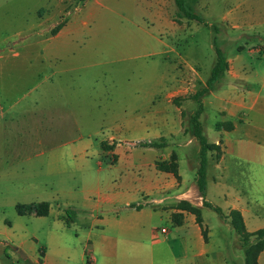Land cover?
<instances>
[{
	"label": "rangeland",
	"instance_id": "rangeland-1",
	"mask_svg": "<svg viewBox=\"0 0 264 264\" xmlns=\"http://www.w3.org/2000/svg\"><path fill=\"white\" fill-rule=\"evenodd\" d=\"M197 3L196 9L203 8V0ZM223 5H210L207 11L197 9L205 20L200 23L180 18L175 0H0L1 243L5 242L4 232L11 222H19L38 236L36 240L30 235L26 247L38 254L46 246L43 232L53 224V216L44 221L23 216L17 212L16 204L49 201L55 206L61 202L54 193L58 187L86 186L97 176L112 198L109 218L116 217L120 194L113 193L120 192L122 170L120 164L111 163L105 152L117 143L119 148L125 144L134 148V152L153 154L140 142H159L161 146L155 147L158 160L175 163L177 181L181 180L180 170L189 184L193 183L194 175L196 182L194 165L198 168L199 151L191 140L195 139L192 115L202 96L229 88L225 71L213 89L194 96L206 86V76L216 57L215 47L223 49L229 61L240 55L243 59H259L264 52V35L233 27L228 20L221 21L215 15ZM58 24L68 30L58 40L72 37L77 43L61 52L62 67L73 68L61 77L55 76L56 67L42 58L53 55L45 51L52 50ZM260 41L261 44L251 47ZM253 49L257 51L248 52ZM185 57L197 62L200 76L171 81L172 70L185 69ZM235 83L243 84L241 80ZM207 97L211 99V94ZM220 114L223 117L211 109L203 116L200 114L210 141L216 136V129L231 121L224 117V112ZM60 115H67L68 120H59ZM74 116L76 125L72 121ZM156 117H160L162 126L150 128ZM51 127H55L53 131ZM78 128L87 143L90 173L84 176L77 170L51 171L46 156L40 155L42 145L33 139L70 141L79 134ZM134 136L132 141L125 140ZM102 141L107 147L105 151ZM195 145L199 146L197 139ZM218 146V150L210 151V172L214 160L222 153ZM244 164L231 168L229 174L245 187L251 184V179L245 174ZM97 196L91 194L92 199ZM232 211L218 212L222 217L232 216L229 222L233 230L221 232L225 229L222 225L212 234L215 255L222 252L224 264H260L264 237L249 231L242 217ZM204 214L217 223L214 210L205 209ZM263 223L264 217L260 224ZM200 224L205 240L209 241L208 226ZM105 232L120 250L125 241L120 239V229L115 223L109 222Z\"/></svg>",
	"mask_w": 264,
	"mask_h": 264
},
{
	"label": "crops",
	"instance_id": "crops-1",
	"mask_svg": "<svg viewBox=\"0 0 264 264\" xmlns=\"http://www.w3.org/2000/svg\"><path fill=\"white\" fill-rule=\"evenodd\" d=\"M197 2L200 0L193 3L196 11ZM203 2V8L198 10L207 11L211 9L210 5L219 6L224 3V8L215 14L221 17V21L228 20L233 27L264 35V0ZM67 33L68 30L60 28L53 40L52 50L45 51L53 55L42 57L44 61L56 67L53 73L57 77L73 69L62 67L61 52L72 48L76 43L72 37L58 40ZM261 42L252 44L251 47ZM252 51L254 53L257 50L248 52ZM215 61L216 57L210 65L206 79L209 78ZM184 63L185 69L178 72L172 70L171 81L179 78L191 80L200 76L201 69L195 66L196 61L185 57ZM229 66L230 69L224 74L228 79L229 88L213 90L200 99L203 104L202 116L207 109H211L219 115L224 112V117L233 123L231 130L223 126L216 129V136L209 140L219 144L222 153L218 160H214L212 171L207 168L205 199L212 205L221 207L224 213L231 209L239 210L247 229L256 231L264 227V223L260 224L264 217V52L259 59H243L241 55L236 60L230 58ZM236 80H241L243 84H236ZM52 85L54 87V83ZM208 94H211V99L207 97ZM10 108H13V105ZM156 118L150 128L162 126L160 117ZM58 119L68 120L67 115H60ZM76 119L75 116L72 117L74 125L77 124ZM51 128L53 131L55 127ZM135 138L134 136L125 140L132 141ZM33 140L42 145L40 155L46 156L51 171L66 173L77 170L84 176L90 173L92 165L81 130L70 141H57L50 137H37ZM191 140L199 151L200 144L195 145L196 138ZM118 146L119 143L105 152L111 157V163L120 164L122 170L120 192L113 193L115 196L120 194L118 215L112 220L109 218L112 198L110 193L105 192L100 176L91 183L86 182V186L58 187L54 193L61 202L54 206L47 201L50 208L46 215L31 212L20 214L17 210L20 215L32 216L42 221L48 216H53V224L43 232L46 246L43 247L42 255L40 252H29L26 248L30 235L39 240L36 233L30 232L28 227L19 222H11L4 232L5 242H0V264H29L27 259L41 264H224L223 253L215 255L213 251L211 236L217 233L218 227L222 225L225 229H221V232L232 231L230 219L204 206V198L199 193L195 175L193 183L189 184L180 170V181H177L173 173L159 170L156 166L158 155L155 147L145 146L154 152L147 154L134 152V148L125 144L122 148ZM113 154L116 155L115 158ZM211 157L209 153V161ZM242 164L245 165L246 176L251 179V184L245 187L237 183L232 177L234 175L229 174L231 168L240 167ZM194 167L197 169V165ZM93 193L98 195L97 198H91ZM30 203H17L16 209L18 204ZM205 209L216 212L217 223L204 214ZM175 213L181 214V217H178L179 223L174 219ZM198 218L205 227L208 226L209 241L204 238ZM19 220L21 219L18 218ZM109 222L115 223L120 229V239L125 241L120 245V250L117 249L113 237L105 232V226ZM163 227L167 229L166 233L161 231ZM9 247L13 249L11 252ZM259 263L264 264V249L259 255Z\"/></svg>",
	"mask_w": 264,
	"mask_h": 264
},
{
	"label": "trees",
	"instance_id": "trees-1",
	"mask_svg": "<svg viewBox=\"0 0 264 264\" xmlns=\"http://www.w3.org/2000/svg\"><path fill=\"white\" fill-rule=\"evenodd\" d=\"M194 1L196 0H175V4L178 10L177 14L180 18L196 20L197 22L203 23L205 22L204 18L193 7ZM60 28H61V24H58L56 26L55 31L59 30ZM215 52H216V61L212 67L211 74L209 78L207 79L206 86L200 89L199 91H197L194 96L202 95L203 93L213 89L214 83L224 74V72L228 68L229 63H228L227 53L218 46L215 47ZM202 110H203V104L200 101L199 108L196 110L195 114L192 115L194 136L200 144L199 165L196 170V183H197L200 195L204 198V201H203L204 206L210 207L216 210L217 212H222L221 207L214 206L212 205V203H210L209 201L205 199L206 188H207V168H208L209 153L210 151L218 150L219 146L216 143L209 142L207 136L204 133L203 124L200 120V114ZM223 127L227 130H231L233 128V123L229 121L228 123H226V125H223ZM140 145L149 146V147H158V146H161V143L156 142V141L144 140L140 142ZM101 147L104 150L107 149L104 141L101 142ZM108 148H112V146ZM156 166L161 171L171 172L174 175H177L175 163L172 161L167 162L165 160H157ZM49 208H50V205H49V202L47 201L17 205V210L20 214H23L25 212H31L37 215H46L49 212ZM232 212H234V214L238 215L239 217H242V214L239 210L233 209ZM178 217H181V214L175 213L174 219L177 223L180 222ZM231 218L232 216L229 215V219ZM198 220L199 222H201V219L198 218ZM242 220H243V217H242ZM232 223L236 224V220H232ZM254 234L259 236L260 238H263L264 237V227L254 231ZM40 253L42 255L43 249H40ZM27 262L29 264H41L39 262H33L30 259H27Z\"/></svg>",
	"mask_w": 264,
	"mask_h": 264
},
{
	"label": "built area",
	"instance_id": "built-area-1",
	"mask_svg": "<svg viewBox=\"0 0 264 264\" xmlns=\"http://www.w3.org/2000/svg\"><path fill=\"white\" fill-rule=\"evenodd\" d=\"M161 231L163 232V233H166L167 232V229L166 228H161Z\"/></svg>",
	"mask_w": 264,
	"mask_h": 264
}]
</instances>
